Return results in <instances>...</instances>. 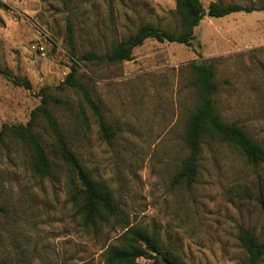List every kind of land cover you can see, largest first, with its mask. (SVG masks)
I'll list each match as a JSON object with an SVG mask.
<instances>
[{"label":"rangeland","instance_id":"obj_1","mask_svg":"<svg viewBox=\"0 0 264 264\" xmlns=\"http://www.w3.org/2000/svg\"><path fill=\"white\" fill-rule=\"evenodd\" d=\"M0 68L26 78L31 89L0 74V127L26 123L36 93L56 87L72 63L66 20L79 54L108 51L149 22L174 29L175 0H3ZM259 5L261 0H201ZM42 47V49L40 48ZM210 61L220 117L237 123L264 148V11L205 16L190 46L147 39L131 60L78 65L114 136L105 140L96 117L72 88L53 89L66 102L53 107L69 146L119 209L97 231L84 226L71 201L70 167L43 127L36 134L52 161L51 173H32L26 149L0 141V264H103V252L128 227L154 233L162 251L187 264H247L238 241L244 226L264 241V206L256 197L264 163L251 164L232 145L205 140L196 182L172 183L187 151L185 121L197 104L190 62ZM137 264H164L140 258ZM261 264H264V257Z\"/></svg>","mask_w":264,"mask_h":264},{"label":"trees","instance_id":"obj_2","mask_svg":"<svg viewBox=\"0 0 264 264\" xmlns=\"http://www.w3.org/2000/svg\"><path fill=\"white\" fill-rule=\"evenodd\" d=\"M0 8L9 9V5L0 0ZM254 10L264 11V0H261L259 5L252 3L243 5L236 2L222 4L212 1L206 7L201 0H175L177 20L174 29L162 28L149 22L140 23L134 32L114 42L104 53L89 50L79 54L73 24L70 19H67L65 42L72 60L69 73L56 87L44 86L39 89L36 93L39 103L31 110L26 123H3L0 127V141L10 139L22 145L28 152L32 173L40 178L46 177L51 173L52 161L36 134V129L41 127L46 129L52 138L54 151L72 172L69 174L71 201L76 205L77 214L84 226L97 231L99 226L108 219L119 218L118 205L114 202L108 187L93 177L91 171L83 165L78 155L69 146L53 110V107L66 100L57 96L53 89L72 88L78 91L96 117L101 136L109 141L115 134L114 130L105 121L89 88L76 76L80 63L101 64L131 60L133 50L147 39L190 46L194 39V29L205 16L216 18L234 12L249 13ZM190 68L194 75L193 85L197 92V104L185 121L182 143L187 153L172 180L173 184L188 189L197 180L202 146L207 139H218L232 145L251 164L264 163L262 145L254 141L237 123H227L220 117L215 101L219 85L215 79L212 63L206 60H194L190 62ZM0 74L15 86L31 89V83L26 78L14 76L1 68ZM256 192L258 201L264 206V179L258 181ZM238 241L245 252L247 264H261L264 257V241H259L254 232L244 226L238 227ZM102 257L103 264H137L140 258H151L164 264H187L179 261L168 251L164 253L158 237L138 226L128 227L119 243L106 248Z\"/></svg>","mask_w":264,"mask_h":264},{"label":"built area","instance_id":"obj_3","mask_svg":"<svg viewBox=\"0 0 264 264\" xmlns=\"http://www.w3.org/2000/svg\"><path fill=\"white\" fill-rule=\"evenodd\" d=\"M42 49V47H40Z\"/></svg>","mask_w":264,"mask_h":264}]
</instances>
